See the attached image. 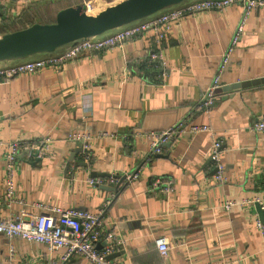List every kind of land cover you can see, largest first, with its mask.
I'll return each mask as SVG.
<instances>
[{
  "label": "crops",
  "instance_id": "crops-1",
  "mask_svg": "<svg viewBox=\"0 0 264 264\" xmlns=\"http://www.w3.org/2000/svg\"><path fill=\"white\" fill-rule=\"evenodd\" d=\"M87 1L95 5L87 10L92 15L120 0H103L108 3L102 5L95 0H0V36L33 23H51L59 9ZM241 13L240 5L230 4L172 23L158 47L162 76L148 56L157 48L148 30L109 49L47 63L38 72L0 82V138L19 143L11 199L3 172L7 148L0 145V217L25 218L23 213H40L51 205L89 212L103 207L101 229L113 232L119 242L108 254L116 255L106 259L129 264H264V208L258 205L260 219L257 203L250 202L264 195V131L251 129L264 120V83L216 90L212 104L200 107L215 75L220 87L264 76V4L247 14L218 71ZM65 46L0 61V68L58 56ZM180 121L185 129L148 156L145 133ZM201 124L209 131H187L189 125ZM73 133L89 135L87 162L70 138ZM45 136L50 144L37 156L35 147ZM213 137L221 142V182L212 180L208 158ZM134 170L137 178L125 180ZM164 180L171 183L168 191L155 185ZM160 236L167 241L165 255L154 243ZM60 252L0 234V264H41L57 260ZM59 264L92 263L72 257Z\"/></svg>",
  "mask_w": 264,
  "mask_h": 264
},
{
  "label": "built area",
  "instance_id": "built-area-1",
  "mask_svg": "<svg viewBox=\"0 0 264 264\" xmlns=\"http://www.w3.org/2000/svg\"><path fill=\"white\" fill-rule=\"evenodd\" d=\"M39 1V0H30ZM230 4H238L242 7V13L237 25L231 32L227 48L218 64V71L221 72L227 60L228 52L234 47L242 32L244 20L247 14L258 9L264 4V0H183L175 5L165 7L164 11H158L148 17L133 21L131 23L110 29L108 33H101L96 36L77 39L65 44L64 50L55 57L35 59L31 61L18 62L9 67L0 68V82H11V79L20 73H35L45 67L47 63H56L65 59L75 58L81 53L97 50L109 49L114 45H120L125 40L140 34L141 32L151 30L154 37L153 43L157 47L155 50H149L148 56L156 67L160 68L161 76L165 74L164 63L161 58L158 47L163 38L170 30L172 23L185 15H191L203 10H219ZM84 10L90 5V1L82 4ZM160 12V13H159ZM220 87L218 75H215L209 86L206 88L200 102V107L208 108L215 99V90ZM185 129L183 122L176 124L160 131H148L145 133L149 141L148 156L159 153L160 147L167 142L173 135ZM253 131H264V120L255 122L251 128ZM187 131L196 133L199 131H209L207 125H189ZM70 138L77 142L82 152L85 162L90 157L89 135L84 133H73ZM50 137L45 136L35 147L36 155L45 152L50 144ZM0 145L7 148L4 159V183L6 186V197L12 198L13 194V172L15 170L16 156L19 150L17 141L5 142L0 138ZM208 158L213 166L212 180L214 182L223 181V165L221 162V142L216 137L211 138L208 148ZM137 178V171H132L124 175V179L131 181ZM112 182L113 178L109 177ZM97 180H89L93 184ZM162 184L166 191L170 190L171 183L169 180L155 182V185ZM109 201L104 202V206ZM250 202L257 203L264 208V195L254 197ZM226 207L230 203L225 204ZM39 206V205H37ZM103 207L94 212L78 210L75 208H61L56 205L44 206L40 213L22 214L26 215L15 217H0V234L7 237H18L26 241L39 242L45 245L48 252L61 250L57 260L45 261L41 264H59L65 263L72 257H79L87 260L92 264H129L116 260L106 259V256L114 251L118 245L116 235L111 231H102L101 217ZM257 226L260 223L256 222ZM103 241L100 247L97 244ZM155 246L161 255H165L168 246L164 237L160 236L154 240ZM13 249L10 248L11 256Z\"/></svg>",
  "mask_w": 264,
  "mask_h": 264
},
{
  "label": "water",
  "instance_id": "water-1",
  "mask_svg": "<svg viewBox=\"0 0 264 264\" xmlns=\"http://www.w3.org/2000/svg\"><path fill=\"white\" fill-rule=\"evenodd\" d=\"M181 1L183 0H120L94 15L86 14L82 4L67 6L56 12L54 21L51 23H33L23 29L1 35L0 61L23 59L36 53L52 52L77 39L99 35L148 17ZM262 83H264V76L224 84L216 90L229 92ZM116 187L117 185L111 189ZM256 210L259 218L262 219V212L258 205ZM115 255H108V258Z\"/></svg>",
  "mask_w": 264,
  "mask_h": 264
},
{
  "label": "rangeland",
  "instance_id": "rangeland-1",
  "mask_svg": "<svg viewBox=\"0 0 264 264\" xmlns=\"http://www.w3.org/2000/svg\"><path fill=\"white\" fill-rule=\"evenodd\" d=\"M95 3L98 4V5H100V4L102 5V4H105V3H108V2H105V1H103V0H95ZM108 4H109V3H108ZM108 4H107V6H108ZM33 55H36V54H33ZM33 55H32V56H33ZM26 58H27V57H26ZM23 59H25V58H23Z\"/></svg>",
  "mask_w": 264,
  "mask_h": 264
},
{
  "label": "bare ground",
  "instance_id": "bare-ground-1",
  "mask_svg": "<svg viewBox=\"0 0 264 264\" xmlns=\"http://www.w3.org/2000/svg\"><path fill=\"white\" fill-rule=\"evenodd\" d=\"M94 6H95V5H94L93 3L90 2V5L85 9V13L88 14V13H87V10H88V9H92ZM94 14H96V13H94ZM94 14H92V15H94ZM88 15H89V14H88Z\"/></svg>",
  "mask_w": 264,
  "mask_h": 264
}]
</instances>
